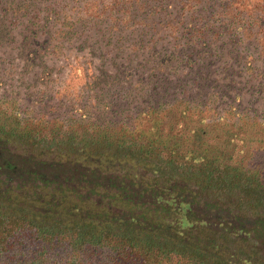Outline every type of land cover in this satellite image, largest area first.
Wrapping results in <instances>:
<instances>
[{
	"label": "rangeland",
	"instance_id": "rangeland-1",
	"mask_svg": "<svg viewBox=\"0 0 264 264\" xmlns=\"http://www.w3.org/2000/svg\"><path fill=\"white\" fill-rule=\"evenodd\" d=\"M219 1L191 13L181 0H0V174L25 185L23 199L63 190L59 213L89 211L77 174L98 170L71 155L139 132L179 152L195 134L230 165L264 173V14L231 24L209 16Z\"/></svg>",
	"mask_w": 264,
	"mask_h": 264
},
{
	"label": "trees",
	"instance_id": "trees-1",
	"mask_svg": "<svg viewBox=\"0 0 264 264\" xmlns=\"http://www.w3.org/2000/svg\"><path fill=\"white\" fill-rule=\"evenodd\" d=\"M181 1L197 13L218 0ZM254 1L222 0L209 16L257 26L264 0L258 8ZM170 142L139 132L130 142L105 140L103 152L80 145L71 164L98 170L77 174L86 200H95L89 211L75 205L59 213L63 190L23 199L17 192L25 185L13 187L1 173L0 264H264V173L230 165L195 134L183 152Z\"/></svg>",
	"mask_w": 264,
	"mask_h": 264
}]
</instances>
